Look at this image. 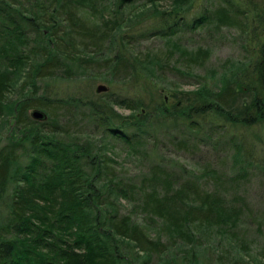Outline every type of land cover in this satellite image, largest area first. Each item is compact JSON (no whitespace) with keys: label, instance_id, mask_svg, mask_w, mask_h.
<instances>
[{"label":"trees","instance_id":"trees-1","mask_svg":"<svg viewBox=\"0 0 264 264\" xmlns=\"http://www.w3.org/2000/svg\"><path fill=\"white\" fill-rule=\"evenodd\" d=\"M195 2L0 0V264H264L254 146L234 145L229 174L180 159L221 150L209 117L264 120V44L216 69L188 43L249 36L264 0H206L188 19Z\"/></svg>","mask_w":264,"mask_h":264},{"label":"rangeland","instance_id":"rangeland-1","mask_svg":"<svg viewBox=\"0 0 264 264\" xmlns=\"http://www.w3.org/2000/svg\"><path fill=\"white\" fill-rule=\"evenodd\" d=\"M238 3L241 4V6L246 5V0H238ZM206 4V0H196L194 8L192 9V12L188 16V19H192L195 15L197 16L203 5ZM169 3L162 2L161 9L168 8ZM251 16L254 17L255 13H251ZM254 29L255 32L250 34L249 36L240 37L235 31H228L224 30L220 36L218 35H209L205 32H199L196 33V35H192L190 39H188V43L190 45L195 46H205L210 49H212V57L210 59V62L208 64V67L210 68H216L220 69L226 60H232V61H239V60H245L246 56H252V62H256L259 59V52L261 51V48L264 44V26H261L258 21H254ZM160 42L158 41H149L145 42L141 46L147 47L150 46L152 48H158L160 47ZM242 45H244L245 50L242 48ZM250 52L251 54H249ZM254 66V64L252 65ZM186 90L192 91L195 90L194 86H184ZM103 94V93H101ZM98 94V95H101ZM118 109V108H117ZM121 113L129 114L128 111L124 110H118ZM202 123V122H201ZM218 126L217 130L219 135L217 136V140H221V143H216L217 150L213 153H208L209 150L207 148L201 147V153L196 154V159H192L191 156L182 154L180 156V159L187 164L188 166H197V168L203 169L205 164L208 162L215 166L219 170H224L223 173L229 174L230 169V160L228 159L225 163H221L226 158V155L231 153L233 151L234 145H238L241 142H246V146H254L255 152L254 155L256 156V159L263 161L264 159V120L261 121L257 126H253L250 128L243 127L241 125L234 126L233 124L225 121L222 118H215L209 117L205 121V124L203 123L204 129H210V127ZM203 133H200L199 135L202 136ZM199 136V137H200ZM231 138H234V141H230L227 145L228 153L226 154L225 148H224V142H228V140H231ZM208 151V152H206ZM117 156H115L116 160L121 163V165L124 166L125 169L128 171L135 173L138 169H140V164L138 160L128 158L127 155L121 150L120 148L116 151ZM220 156L221 158L217 159L216 156ZM264 164V162H262ZM199 166V167H198ZM260 182L258 177H253L251 179V182L247 186L248 194L253 202V205L256 209H260L261 212H264V197L262 189L260 188ZM1 216H0V222H1Z\"/></svg>","mask_w":264,"mask_h":264},{"label":"water","instance_id":"water-1","mask_svg":"<svg viewBox=\"0 0 264 264\" xmlns=\"http://www.w3.org/2000/svg\"><path fill=\"white\" fill-rule=\"evenodd\" d=\"M96 91H97L98 94L106 93V92L109 91V88L106 85H104V84H100V85L97 86ZM32 114H33L32 116L35 119H38V120H41V119L45 118L44 113H42L40 111H34Z\"/></svg>","mask_w":264,"mask_h":264}]
</instances>
